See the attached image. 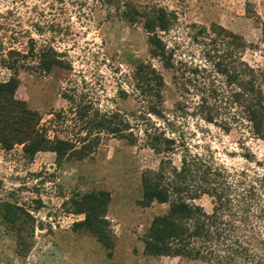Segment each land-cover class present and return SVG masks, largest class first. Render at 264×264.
Here are the masks:
<instances>
[{"label":"trees","instance_id":"1","mask_svg":"<svg viewBox=\"0 0 264 264\" xmlns=\"http://www.w3.org/2000/svg\"><path fill=\"white\" fill-rule=\"evenodd\" d=\"M116 3L123 19L132 23L143 19L152 55L172 71L178 99L167 107L165 77L153 63L141 62L133 75V89L143 102L138 112L101 108L88 93L75 88L73 94L64 93L71 101L69 108L52 112L45 120L17 98L18 74L20 70L37 68L46 73L55 66L64 67L59 52L52 46L37 50L32 46L23 53L0 44V66L10 71V76L0 81V149H19L27 161L49 151L61 166L90 157L105 137L136 144L142 134L145 145L160 155L158 167L143 173V203L168 204L143 235L145 252L181 256L202 264H264V172L227 166L209 147L194 151L180 121L196 117L225 132L239 126L264 140V69L241 59L239 53L247 47L246 41L220 24L190 25L197 28L190 36L201 47L205 61L195 63L182 56L178 41L170 43L165 36L174 25L175 13L163 6L150 12L132 2L125 8L121 0ZM245 156L252 157L249 153ZM39 188L35 186L37 192ZM204 196L211 198V208L197 202ZM19 199L11 192L0 201V222L14 228L19 245L26 247L36 228L44 227V221L32 213L39 211L43 201L41 197ZM110 199L104 190L78 191L63 201L62 208L85 214L73 225L78 230L108 239Z\"/></svg>","mask_w":264,"mask_h":264},{"label":"rangeland","instance_id":"2","mask_svg":"<svg viewBox=\"0 0 264 264\" xmlns=\"http://www.w3.org/2000/svg\"><path fill=\"white\" fill-rule=\"evenodd\" d=\"M121 2L123 8L132 2L142 11L152 12L155 6H163L175 13L174 25L165 36L170 43H180L186 59L205 63L201 47L190 36L197 28L190 25L217 23L243 36L247 47L239 53L242 60L251 67L264 69V0ZM116 6V0H0V44L16 47L23 53H28L32 46L36 50L52 46L64 61V67L55 66L46 73L37 68L20 70L17 98L45 120L52 112L69 108L71 101L64 93L73 94L75 88L88 93L101 108L138 112L143 102L133 89V75L139 63L150 62L165 77V105L171 107L179 97L172 71L152 55L143 19L136 23L123 19ZM9 76L10 71L0 66V81ZM180 121L184 122L194 151L209 147L227 166L264 172V140L254 137L246 128L236 126L225 132L196 117ZM143 139L141 134L138 143L130 144L108 136L90 157L61 166L56 163L55 153L49 151L27 161L19 149H0V201L11 192L21 202L41 197L42 206L32 213L45 223L42 229L36 228L28 245L22 247L17 231L0 222V264H202L181 256L145 252L143 235L168 204L143 203V173L160 163V155L147 147ZM247 153L252 157L247 158ZM35 186L40 187L39 192ZM92 190L110 194L106 213L108 239L78 230L73 225L82 221L85 214L69 213L65 206L64 211L62 208L63 201L76 192ZM197 202L206 208L212 206L207 196Z\"/></svg>","mask_w":264,"mask_h":264}]
</instances>
